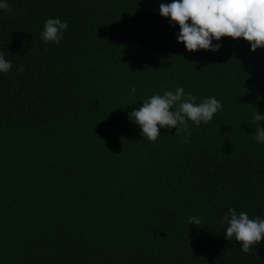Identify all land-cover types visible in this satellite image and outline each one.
Here are the masks:
<instances>
[{
  "label": "trees",
  "instance_id": "1",
  "mask_svg": "<svg viewBox=\"0 0 264 264\" xmlns=\"http://www.w3.org/2000/svg\"><path fill=\"white\" fill-rule=\"evenodd\" d=\"M169 2L0 10V53L12 62L0 73V264H264V237L245 253L221 223L229 207L264 218L252 121L264 113V48L222 36L216 52L188 51L159 14ZM57 16L68 28L45 43L44 21ZM177 86L222 108L144 139L128 113Z\"/></svg>",
  "mask_w": 264,
  "mask_h": 264
},
{
  "label": "clouds",
  "instance_id": "2",
  "mask_svg": "<svg viewBox=\"0 0 264 264\" xmlns=\"http://www.w3.org/2000/svg\"><path fill=\"white\" fill-rule=\"evenodd\" d=\"M0 10L12 11L8 0H0ZM158 11L162 17L168 18L170 26H179L177 42H182L188 51L216 52L221 47L219 41L222 36L243 38L249 42L253 52L264 48V0H170L167 4L160 3ZM67 28V21L58 16L48 17L40 36L45 43L59 44ZM11 68L12 62L0 53V73H7ZM135 92V87L130 89L131 94ZM196 99L182 86H177L174 91L164 90L162 94H153L142 100V105L138 109L133 108L127 119L139 126L144 139L154 143L161 136V128L174 127L178 132L186 129L189 121L193 126L207 124L222 108L214 96H207L199 103H195ZM252 121L255 124V142L264 144V127L259 124L264 121V113L255 111ZM188 220L193 225L200 223L196 216ZM221 223L226 224L224 238L241 242L239 248L245 253L264 237V218L260 216L250 218L248 213L229 207Z\"/></svg>",
  "mask_w": 264,
  "mask_h": 264
}]
</instances>
